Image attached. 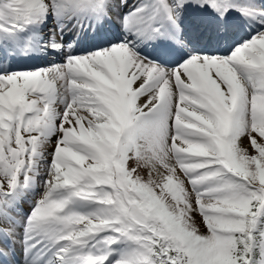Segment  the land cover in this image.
I'll use <instances>...</instances> for the list:
<instances>
[{"label": "snow or ice", "instance_id": "6c2138e0", "mask_svg": "<svg viewBox=\"0 0 264 264\" xmlns=\"http://www.w3.org/2000/svg\"><path fill=\"white\" fill-rule=\"evenodd\" d=\"M0 264H264V0H0Z\"/></svg>", "mask_w": 264, "mask_h": 264}]
</instances>
